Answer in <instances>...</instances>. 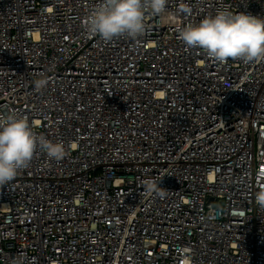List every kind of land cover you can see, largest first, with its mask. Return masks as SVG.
Masks as SVG:
<instances>
[{
	"label": "built area",
	"instance_id": "2783aa9c",
	"mask_svg": "<svg viewBox=\"0 0 264 264\" xmlns=\"http://www.w3.org/2000/svg\"><path fill=\"white\" fill-rule=\"evenodd\" d=\"M100 2L0 0V118L66 150L38 146L0 186V264H264V62L179 38L219 10L264 18V0H167L111 42L85 28Z\"/></svg>",
	"mask_w": 264,
	"mask_h": 264
},
{
	"label": "clouds",
	"instance_id": "9594fccd",
	"mask_svg": "<svg viewBox=\"0 0 264 264\" xmlns=\"http://www.w3.org/2000/svg\"><path fill=\"white\" fill-rule=\"evenodd\" d=\"M166 4L167 0H101L86 17L85 28L89 34L106 42L121 36L137 39L145 32V9L161 15L165 13ZM179 38L187 48L201 49L219 63L229 59L264 62V18L251 14L219 10L198 24L180 29ZM48 83L44 75L34 81V86L43 89ZM38 146L52 160H60L66 154L63 143L38 135L27 118L15 114L0 118V186L11 182L30 164ZM143 187L149 194L165 195L161 181L149 178L143 182ZM255 199L257 205L264 208V190L258 191Z\"/></svg>",
	"mask_w": 264,
	"mask_h": 264
}]
</instances>
